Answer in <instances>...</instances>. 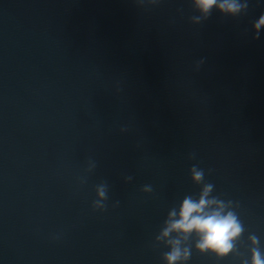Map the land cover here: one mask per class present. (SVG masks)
I'll return each mask as SVG.
<instances>
[{
  "label": "water",
  "instance_id": "obj_1",
  "mask_svg": "<svg viewBox=\"0 0 264 264\" xmlns=\"http://www.w3.org/2000/svg\"><path fill=\"white\" fill-rule=\"evenodd\" d=\"M239 3L0 0V264L264 261V0ZM209 185L226 253L165 235Z\"/></svg>",
  "mask_w": 264,
  "mask_h": 264
},
{
  "label": "clouds",
  "instance_id": "obj_2",
  "mask_svg": "<svg viewBox=\"0 0 264 264\" xmlns=\"http://www.w3.org/2000/svg\"><path fill=\"white\" fill-rule=\"evenodd\" d=\"M196 7L207 16L213 7L225 14L235 15L242 7L239 0H223L217 3V0H195ZM264 26V15H262L258 22L254 25L255 29L259 30ZM194 179L199 181L203 176V171H196L193 167ZM209 185L198 201L191 197H186L183 200L179 209V218L171 222L168 229L165 230V235L169 231H177L186 236L191 233H196L199 237L198 247L205 250H210L218 253H226L233 245V239L240 233L241 227L236 218L228 213L221 214L219 210H210V206L214 203L212 200L206 199ZM101 195L103 193L101 192ZM176 215L175 212L172 213ZM178 243V241H177ZM169 264H174L175 261L181 258V250L176 247L166 257ZM253 264H264L261 260L260 254L256 252L253 257Z\"/></svg>",
  "mask_w": 264,
  "mask_h": 264
}]
</instances>
